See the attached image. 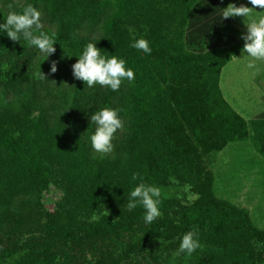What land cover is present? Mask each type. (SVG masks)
<instances>
[{"label":"trees","instance_id":"16d2710c","mask_svg":"<svg viewBox=\"0 0 264 264\" xmlns=\"http://www.w3.org/2000/svg\"><path fill=\"white\" fill-rule=\"evenodd\" d=\"M105 1L29 3L44 7L56 44L72 56L90 42L77 35L79 26L96 19ZM197 2L120 0L107 32L93 42L102 54L124 58L135 74L120 106L129 119L127 154L120 157L95 156L87 143L96 92L78 91L70 101L76 123L68 124L67 113L51 125L37 87L45 85L39 78L45 65L34 69L29 52L20 68L10 62L13 77L22 75V92L0 100V152L7 151L0 154V264H264V230L214 196L203 160L248 138L264 155V117L246 120L223 97L220 72L240 52L242 32L219 18L220 0ZM132 37L147 39L151 54L129 48ZM20 43L0 35L1 88L4 59L20 56ZM71 132L76 136L66 139ZM133 172L161 189V215L151 224L139 207H124ZM50 186L61 196L48 207ZM170 186L188 192L166 195ZM193 228L201 247L190 257L174 256L180 235Z\"/></svg>","mask_w":264,"mask_h":264},{"label":"rangeland","instance_id":"374dc122","mask_svg":"<svg viewBox=\"0 0 264 264\" xmlns=\"http://www.w3.org/2000/svg\"><path fill=\"white\" fill-rule=\"evenodd\" d=\"M203 1L205 0H198L197 5ZM29 2L31 0H10L8 3L0 2V19H3V14L6 15L10 10L9 5H11V10L18 11L19 8ZM220 2L223 6H226L229 2H233V0H220ZM119 4L120 0H106L99 11L98 17L81 23L77 30V35L92 42L98 41L107 32V25L110 19L116 14ZM241 4L251 7L247 3V0H237L235 5L240 6ZM38 9L42 12L41 30L54 37L55 25L47 22L44 7L39 6ZM255 10L260 11L261 9L257 7ZM56 42V38L54 37L53 47L55 51L47 59L43 54H38L34 49L21 43L19 45L21 51L20 56L11 53L7 59H4L5 66H3V69L7 77V83L2 88L0 87V100H7L6 97H9V101H14L17 95L22 92V75L13 77L14 72L10 62H14L15 66L20 68L19 65H21L25 53L29 52L31 61L33 60L34 63L32 64L34 69L40 63L45 65L46 72L44 69L45 79L43 80L45 85L41 81L38 84L37 81V87L40 90L42 102L44 108L47 109V116L51 125H59L58 123H61L62 117L66 116L67 113H69L68 120L70 122L68 124H71V122L76 123L78 117L69 111L70 107L68 106L70 105V101L74 102V96L76 98L79 97L77 94L78 91H81L82 97L90 91L92 93L96 92L95 104L99 108L109 106H105L107 98L110 103L116 105L117 109L126 104L125 101L129 95V82L126 80L123 81L120 90L117 92H110L99 86H94L93 88L84 86L82 81L74 79L71 74V65L75 60L68 59L64 56ZM238 58H241L240 55L234 59V63L230 64L235 66L230 70V75H224L222 77L219 86L221 87L222 94L224 93L225 99L236 110L241 112L246 119L264 117V62H256L260 71L258 74L253 75L252 70L245 67V61ZM53 60L57 62V70L55 73H49L50 64ZM226 70L227 67L222 72ZM79 100L77 99L78 102ZM88 103L91 104L90 101ZM124 109V107L119 108V115L123 121V126L117 131L112 141L113 151L104 156L120 157V154L123 152L125 155L127 154L126 136L129 119L123 116ZM91 128L93 131L94 126L92 125ZM68 136H76V133H69L66 139ZM88 136L89 134L86 135L87 143L89 144ZM6 152V150L1 149L0 154H5ZM92 153L95 156L102 157L93 151ZM203 160L213 175L212 189L214 196L237 208L245 210L249 215L252 225L257 229L264 230V155L259 153L255 143L250 138L233 141L219 152L207 155ZM49 190V192L44 194V197L50 200L48 207L52 206V201H55L61 196V191L58 189V186H50ZM165 192L166 195H174L180 199L188 191L182 186H170Z\"/></svg>","mask_w":264,"mask_h":264},{"label":"clouds","instance_id":"9594fccd","mask_svg":"<svg viewBox=\"0 0 264 264\" xmlns=\"http://www.w3.org/2000/svg\"><path fill=\"white\" fill-rule=\"evenodd\" d=\"M247 3L251 7L229 3L221 9L219 18L221 20L229 17L245 18L243 22L246 31L240 35L243 46L240 49L241 58L238 59L245 61V67L251 69L252 74L256 75L260 71L256 62H264V0H247ZM257 7L261 10L256 11ZM9 8L6 15L2 13L3 22L0 23V35H6L13 42H26L29 48L34 49L38 54H43L46 59L53 54L55 51L54 37L41 30L42 12L31 3L27 4L22 11L11 10V5ZM128 46L143 55H150L152 52L150 42L143 37H132ZM72 56L77 59L71 65V74L74 79L82 81L88 88L99 86L110 92H117L123 81L131 83L135 78L132 68L126 67L124 58L102 54L96 47V43L91 41L83 45L78 54ZM56 70L57 62L53 60L49 73H55ZM39 78L45 79L41 71ZM119 111L113 107H100L88 117L89 124L94 126L88 136L90 148L94 153L104 156L113 151L112 141L117 131L123 126ZM129 182L135 183L127 193L124 207L130 212L139 207L142 209L144 224H151L161 215L160 187L146 182L144 177L137 172L131 174ZM200 247L199 232L193 228L180 235L178 248L173 255L184 254L185 257H190Z\"/></svg>","mask_w":264,"mask_h":264},{"label":"crops","instance_id":"0c3cea01","mask_svg":"<svg viewBox=\"0 0 264 264\" xmlns=\"http://www.w3.org/2000/svg\"><path fill=\"white\" fill-rule=\"evenodd\" d=\"M230 3V2H229ZM232 4H236L237 3V0H233V2H231ZM222 5V7L223 8H225L226 6L224 5L223 6V4H221ZM244 17H234V18H232V17H229V20H230V23H232V25L234 26V27H236L237 29H239L242 33L243 32H245L246 31V26L244 25ZM238 55H240V52L236 55V57L238 56ZM236 57H234V58H232L233 60L231 61V62H229L228 64H226L224 67H223V69L224 68H226L227 67V70L226 71H223L222 72V70L223 69H221V72H220V77H219V86H220V83H221V81H222V77H224V75L225 76H227V75H230V70L233 68V67H235V66H232V65H230V64H232V63H234L233 61H234V59L236 58ZM220 89H221V87H220ZM221 92H222V90H221ZM223 95V97L225 98V95H224V93L222 94ZM226 100V99H225ZM227 101V100H226ZM228 102V101H227ZM229 103V102H228ZM230 104V106L237 112V113H239L244 119H246L245 117H244V115L241 113V112H239L238 110H236L232 105H231V103H229ZM263 117V116H262ZM254 118H259V117H254ZM249 119H253V118H248V119H246V120H249Z\"/></svg>","mask_w":264,"mask_h":264}]
</instances>
